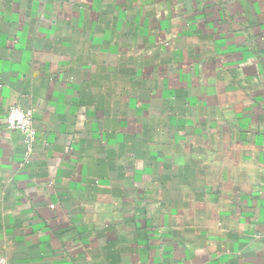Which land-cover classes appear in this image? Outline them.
<instances>
[{"label": "crops", "instance_id": "crops-1", "mask_svg": "<svg viewBox=\"0 0 264 264\" xmlns=\"http://www.w3.org/2000/svg\"><path fill=\"white\" fill-rule=\"evenodd\" d=\"M0 257L264 264V0H0Z\"/></svg>", "mask_w": 264, "mask_h": 264}, {"label": "built area", "instance_id": "built-area-1", "mask_svg": "<svg viewBox=\"0 0 264 264\" xmlns=\"http://www.w3.org/2000/svg\"><path fill=\"white\" fill-rule=\"evenodd\" d=\"M4 124L10 132H18L22 136L26 153H31L36 138L33 110L12 105L7 111ZM0 264H7L6 258L0 257Z\"/></svg>", "mask_w": 264, "mask_h": 264}]
</instances>
